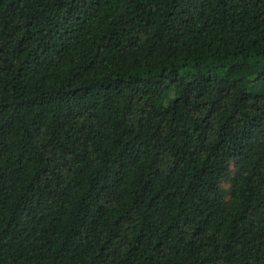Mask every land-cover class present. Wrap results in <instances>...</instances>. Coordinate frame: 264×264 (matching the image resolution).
Segmentation results:
<instances>
[{"label":"trees","instance_id":"1","mask_svg":"<svg viewBox=\"0 0 264 264\" xmlns=\"http://www.w3.org/2000/svg\"><path fill=\"white\" fill-rule=\"evenodd\" d=\"M0 264H264V0H0Z\"/></svg>","mask_w":264,"mask_h":264}]
</instances>
